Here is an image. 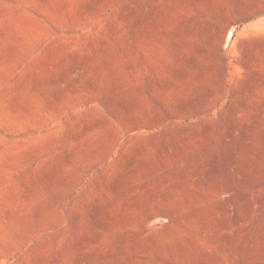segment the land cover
<instances>
[{"label": "rangeland", "instance_id": "374dc122", "mask_svg": "<svg viewBox=\"0 0 264 264\" xmlns=\"http://www.w3.org/2000/svg\"><path fill=\"white\" fill-rule=\"evenodd\" d=\"M0 264H264V0H0Z\"/></svg>", "mask_w": 264, "mask_h": 264}]
</instances>
